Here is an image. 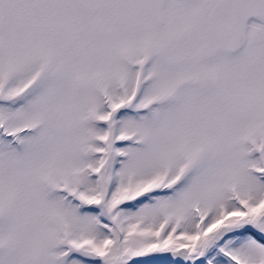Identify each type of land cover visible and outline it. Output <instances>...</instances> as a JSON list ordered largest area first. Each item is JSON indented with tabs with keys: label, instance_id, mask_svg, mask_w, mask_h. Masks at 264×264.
I'll return each mask as SVG.
<instances>
[{
	"label": "snow or ice",
	"instance_id": "obj_1",
	"mask_svg": "<svg viewBox=\"0 0 264 264\" xmlns=\"http://www.w3.org/2000/svg\"><path fill=\"white\" fill-rule=\"evenodd\" d=\"M0 264H264V0H0Z\"/></svg>",
	"mask_w": 264,
	"mask_h": 264
}]
</instances>
